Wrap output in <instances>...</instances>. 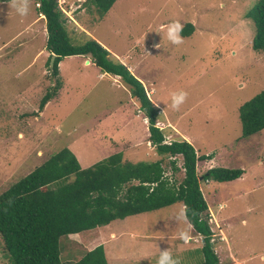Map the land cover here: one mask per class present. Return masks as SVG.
I'll return each instance as SVG.
<instances>
[{"label": "rangeland", "instance_id": "obj_1", "mask_svg": "<svg viewBox=\"0 0 264 264\" xmlns=\"http://www.w3.org/2000/svg\"><path fill=\"white\" fill-rule=\"evenodd\" d=\"M69 1L78 7L61 3L60 9L70 42L93 39L144 91L152 90L151 101L164 113L158 122L173 127L164 128L165 142L186 136L196 155H210L196 163L197 176L210 168L243 171L238 181L199 184L211 249L218 264H229L227 251L245 264H264V129L240 138L237 116L240 105L264 90V52L251 50L254 27L244 18L258 0H115L101 19L89 0ZM35 2L24 17L10 1L0 2V193L64 148L82 169L116 153L131 163L162 160L163 176L178 183L182 173L172 174L168 157L146 144L147 122L128 87L100 74L89 56L59 62L61 86L38 111L57 79L46 66L45 22L37 19ZM174 21L193 26L179 46L165 35ZM181 90L187 99L173 110L171 93ZM181 208L175 203L101 227L107 264H157L163 250L180 264H201L202 237L177 222ZM181 229L190 232L188 243L179 239ZM89 240L87 234L60 238L59 260L76 261ZM0 264H8L1 241Z\"/></svg>", "mask_w": 264, "mask_h": 264}, {"label": "trees", "instance_id": "obj_2", "mask_svg": "<svg viewBox=\"0 0 264 264\" xmlns=\"http://www.w3.org/2000/svg\"><path fill=\"white\" fill-rule=\"evenodd\" d=\"M10 0H0L9 2ZM102 18L115 0H89ZM37 13L45 22L44 49L46 66L56 83L40 99L38 111L52 99L61 86L58 63L65 57L89 56L91 63L106 73L119 77L128 87L147 122V141L159 155L168 157L171 173L181 172L182 179L164 177L162 160L151 163L123 161L121 154H112L87 168H80L75 156L64 148L50 156L27 175L0 193V241L8 264H106L101 245H89V251L74 262L59 260V239L73 234H87L92 240L96 229L114 220L152 212L175 203L187 206L188 224L202 237L201 264H218L211 249V232L207 223V206L199 189L200 182L222 183L238 179L240 169L210 168L197 176L198 161L210 155H196L185 140L164 143L163 132L155 127L158 109L148 100L142 84L119 61L93 39L72 44L66 31V19L56 0H36ZM244 18L254 27L251 50L264 52V0H258ZM188 23L180 33L191 35ZM54 55L52 67L48 63ZM240 138L264 129V90L237 109ZM180 166L176 167V157ZM241 178V177H240ZM80 235V236H81Z\"/></svg>", "mask_w": 264, "mask_h": 264}, {"label": "clouds", "instance_id": "obj_3", "mask_svg": "<svg viewBox=\"0 0 264 264\" xmlns=\"http://www.w3.org/2000/svg\"><path fill=\"white\" fill-rule=\"evenodd\" d=\"M10 6L17 12L21 17L27 16L30 12V0H10ZM166 31V39L173 45L179 46L184 42V38L180 35L183 31V25L178 21H174L165 26ZM86 61L85 63H89ZM187 99V93L184 91H177L171 93V108L173 110H179L180 106L184 104ZM175 219L178 223L185 224L188 223L187 217V206L185 205L181 208L177 214ZM191 225L189 224V228ZM178 237L184 243H188L192 237L190 232L187 229H181L178 232ZM202 242V241H201ZM157 264H180L179 259L174 258L171 252L168 250L160 251V255L157 259Z\"/></svg>", "mask_w": 264, "mask_h": 264}, {"label": "crops", "instance_id": "obj_4", "mask_svg": "<svg viewBox=\"0 0 264 264\" xmlns=\"http://www.w3.org/2000/svg\"><path fill=\"white\" fill-rule=\"evenodd\" d=\"M58 7L59 8H61V3L63 4H65L66 3V5L68 4L69 6H71V7H78V5L77 4H75V2H71V1H69V0H59L58 1ZM37 19H40L41 21L43 20V22H44V19H43V17L40 15V14H38V17H37ZM43 24V23H42ZM86 62V61H85ZM59 64V63H58ZM86 64V63H85ZM88 64V63H87ZM92 64V63H91ZM93 65V64H92ZM94 66V65H93ZM95 67V66H94ZM100 74H106V73H100ZM102 76V75H101ZM113 76V75H112ZM115 79L117 78V76H113ZM119 78V77H118ZM137 79V78H136ZM117 80V79H116ZM138 80V79H137ZM139 81V80H138ZM140 82V81H139ZM141 83V82H140ZM123 84V83H122ZM142 84V86H143V83H141ZM124 85V84H123ZM125 86V85H124ZM126 87V86H125ZM144 88V90H145V87H143ZM145 93H146V96H147V98H148V100L151 102V104L155 107V108H157L158 109V107L151 101V99H150V97H149V94H151L152 93V90H149L148 92L147 91H145ZM56 96V95H55ZM54 96V97H55ZM136 101V100H135ZM48 103V102H47ZM46 103V104H47ZM45 104V105H46ZM158 114H159V118L156 120L157 122L155 123V126H156V128H158L159 130H161L162 132H163V137H164V143L165 144H169L170 142H165V136H164V128H173L172 127V125H170L169 123H167L166 122V124L167 125H163V123L162 122H158L160 119L163 121V119H162V116H163V118H164V113H163V111L161 110V109H158ZM161 114V115H160ZM145 118L143 117V119H142V122H143V124H146V120H144ZM164 121H165V119H164ZM159 126V124L160 125H162L163 126V128H161V127H158L157 125ZM164 126H166V127H164ZM173 130V129H172ZM165 132H167V131H165ZM183 137V139L185 140V141H187L188 142V137H186V136H182ZM183 139H181V140H183ZM179 140V139H178ZM171 141H173V140H171ZM145 142H146V144H149V142L147 141V139L145 140ZM190 143V142H189ZM194 149V148H193ZM194 151H195V153H197L196 152V150L194 149ZM178 158H180L179 156H177ZM123 160V159H122ZM123 161H125V160H123ZM208 162H209V160H207ZM154 162V161H153ZM179 167V166H178ZM243 175V174H242ZM241 175V176H242ZM240 176V177H241ZM240 177L238 178V179H240ZM242 178V177H241ZM238 179H236V180H233V181H238ZM232 182V181H231ZM218 205H220V204H218ZM220 208H221V206H219ZM218 207V208H219ZM165 208V207H164ZM220 208L217 210L216 209V211H217V213H216V215L218 214V211L220 210ZM162 209V208H161ZM156 211V210H155ZM148 213V212H147ZM211 217H212V215H211ZM123 220V219H122ZM115 221V220H114ZM113 222V221H112ZM212 222H214L213 220H212ZM111 223V222H110ZM109 223V224H110ZM109 224H107V225H105V226H102V228L103 227H107V226H109ZM188 224V223H187ZM188 226V228H189V224L187 225ZM217 226V225H216ZM100 228L101 227H99V228H97L96 229V232H97V235H96V237H94L92 240H89L88 241V244L89 245H92V247L91 248H93L94 246H97V245H101L102 246V248L104 247V245H105V241L103 240V238H102V236H101V234H100V232H101V230H100ZM189 229H191V227L189 228ZM192 230V229H191ZM81 234H73V235H68L67 237H71V238H75V237H79ZM66 237V238H67ZM109 238L110 239H115V236L112 234V233H109ZM223 238H227V232H226V230H224V237ZM226 242L227 243H229V241L226 239ZM220 246H222V244L220 245ZM219 246V247H220ZM91 248H89L88 250H86V251H89ZM230 248V247H229ZM231 251V250H230ZM83 252V253H82ZM81 252V254H79L80 256H79V258L78 259H80L81 258V256L85 253V251H82ZM103 253H104V248H103ZM149 252L147 253V256H145V257H148L149 256ZM106 255V252H105V254H104V256ZM226 255H227V257L229 258V264H245V262H246V260L247 259H244V260H237V258L233 255V253H231V252H229V251H227L226 252ZM138 257V256H137ZM142 258H144V257H142ZM77 259V260H78ZM106 260V259H105ZM106 264H107V262H106Z\"/></svg>", "mask_w": 264, "mask_h": 264}, {"label": "water", "instance_id": "obj_5", "mask_svg": "<svg viewBox=\"0 0 264 264\" xmlns=\"http://www.w3.org/2000/svg\"><path fill=\"white\" fill-rule=\"evenodd\" d=\"M54 57H55L54 55L50 56L49 63H48L49 68L52 67V63H53Z\"/></svg>", "mask_w": 264, "mask_h": 264}]
</instances>
